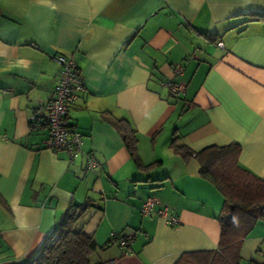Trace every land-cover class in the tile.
<instances>
[{
	"label": "crops",
	"instance_id": "0c3cea01",
	"mask_svg": "<svg viewBox=\"0 0 264 264\" xmlns=\"http://www.w3.org/2000/svg\"><path fill=\"white\" fill-rule=\"evenodd\" d=\"M56 53L84 86L68 110L82 135L72 161L48 147L40 118L30 124L52 95ZM116 121L134 131L140 167ZM174 137L192 152L236 143L240 166L264 177V0H0V264H24L85 201L77 228L99 246L92 263L174 264L216 249L223 197ZM147 197L177 223L143 216ZM112 231L134 234L127 253ZM240 255L264 264V221Z\"/></svg>",
	"mask_w": 264,
	"mask_h": 264
},
{
	"label": "trees",
	"instance_id": "16d2710c",
	"mask_svg": "<svg viewBox=\"0 0 264 264\" xmlns=\"http://www.w3.org/2000/svg\"><path fill=\"white\" fill-rule=\"evenodd\" d=\"M38 118L47 127L42 114H35L30 124ZM120 122L116 121V128L135 164L140 167L134 131ZM170 147L184 159L194 157L199 165V175L213 184L223 197L221 213L217 217L220 227L217 248L185 252L174 264H240L243 240L258 221H264V177L240 166L236 143L209 145L192 152L185 144H178L174 137ZM89 158L92 157H87V162ZM91 206L90 201L71 205L45 237L37 253L24 264H106L91 262L90 255L99 246L91 235L77 228Z\"/></svg>",
	"mask_w": 264,
	"mask_h": 264
},
{
	"label": "built area",
	"instance_id": "2783aa9c",
	"mask_svg": "<svg viewBox=\"0 0 264 264\" xmlns=\"http://www.w3.org/2000/svg\"><path fill=\"white\" fill-rule=\"evenodd\" d=\"M222 45L221 43H218ZM53 60L59 65L56 82L53 87L51 97L44 104H40L35 110V114L44 115L46 126L49 132L48 147L52 150H62L66 153L69 161H72L79 155L82 135L80 132L72 129L69 123L68 110L69 105L75 98L74 91L83 90L82 78L72 60L61 53H56L52 56ZM182 71L181 65H176L173 68V74H179ZM169 92L172 95H177L183 91L184 86L181 83L169 81L167 83ZM96 165L93 158H89L87 166L92 168ZM140 213L143 216L156 215L161 218L166 224L172 225L177 223V218L169 213V208L160 205L155 197H147L141 207ZM111 238L127 253L130 241L134 234H122L112 231Z\"/></svg>",
	"mask_w": 264,
	"mask_h": 264
}]
</instances>
